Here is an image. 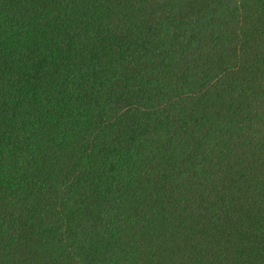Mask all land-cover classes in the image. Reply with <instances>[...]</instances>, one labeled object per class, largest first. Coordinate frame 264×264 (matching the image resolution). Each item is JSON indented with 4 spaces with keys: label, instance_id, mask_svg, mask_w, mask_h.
<instances>
[{
    "label": "trees",
    "instance_id": "16d2710c",
    "mask_svg": "<svg viewBox=\"0 0 264 264\" xmlns=\"http://www.w3.org/2000/svg\"><path fill=\"white\" fill-rule=\"evenodd\" d=\"M0 264H264V0H0Z\"/></svg>",
    "mask_w": 264,
    "mask_h": 264
}]
</instances>
